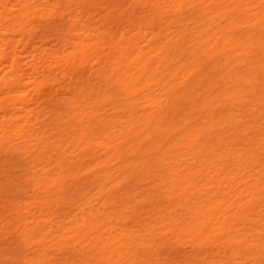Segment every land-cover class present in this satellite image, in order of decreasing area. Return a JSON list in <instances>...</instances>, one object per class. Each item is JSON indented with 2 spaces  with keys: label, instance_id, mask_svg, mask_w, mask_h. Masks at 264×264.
<instances>
[{
  "label": "bare ground",
  "instance_id": "6f19581e",
  "mask_svg": "<svg viewBox=\"0 0 264 264\" xmlns=\"http://www.w3.org/2000/svg\"><path fill=\"white\" fill-rule=\"evenodd\" d=\"M4 81L0 264H264V0H0Z\"/></svg>",
  "mask_w": 264,
  "mask_h": 264
},
{
  "label": "rangeland",
  "instance_id": "374dc122",
  "mask_svg": "<svg viewBox=\"0 0 264 264\" xmlns=\"http://www.w3.org/2000/svg\"><path fill=\"white\" fill-rule=\"evenodd\" d=\"M42 2H43V1H42ZM139 14H140V13H139ZM97 20H99V19H97ZM114 24L117 25L116 22H114ZM116 25H115V27H113V28H116ZM53 37L56 38V36H53ZM19 38H20V37H19ZM17 39H18V37H17ZM50 39H53L52 36H51ZM56 39H57V38H56ZM16 41H17V40H16ZM49 41H50V40H49ZM55 42H57V41H55ZM58 42H59V41H58ZM58 42H57V43H58ZM49 43H50L51 46H53L52 48H54V46H55V48H56L57 43H54V39H53V43H52V41H51V42H48V44H49ZM51 43H52L53 45H52ZM58 44H59V43H58ZM51 46H50V47H51ZM48 47H49V45H48ZM57 47H58V46H57ZM59 47H60V46H59ZM59 47H58V48H59ZM55 48H54V49H55ZM60 48H61V47H60ZM20 49H22V48L20 47ZM49 49H50V48H49ZM22 50H25V49H22ZM51 50H52V49H51ZM26 51H27V50H26ZM27 52H28V54H27L26 52L22 51V53H23V56H22V57H26V55H29V51H27ZM24 53H25V54H24ZM21 55H22V54H21ZM24 55H25V56H24ZM47 58H48V57H47ZM47 58H46V59H47ZM23 59L26 60V58H23ZM46 59H45V60H46ZM48 60H49V58H48L45 62L48 63ZM44 64H45V63H44ZM9 78L11 79V77H9ZM9 78H7V79L10 80ZM5 80H6V79H5ZM12 80H13V78H12ZM6 81H7V80H6ZM6 81H4V83H1V84H0L1 86L3 85V86L0 88V90H1V89L3 90V89L7 86V84L5 85V83H8L9 81H8V82H6ZM4 86H5V87H4ZM57 86H58V85H57ZM3 91H5V90H3ZM0 92H2V91H0ZM189 246H190V245H189ZM191 247H193V246H191ZM191 247H189V249H190ZM187 249H188V245L186 246V251L189 250V249H188V250H187ZM193 249H194V248H191L190 251H192ZM195 250H196V251H195ZM188 252H189V251H188ZM193 252H199V251H198L197 249H194V251H192V253H193ZM124 264H125V263H124Z\"/></svg>",
  "mask_w": 264,
  "mask_h": 264
}]
</instances>
